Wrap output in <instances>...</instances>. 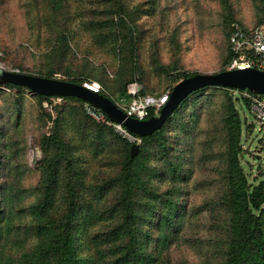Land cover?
Returning a JSON list of instances; mask_svg holds the SVG:
<instances>
[{"label":"trees","instance_id":"trees-1","mask_svg":"<svg viewBox=\"0 0 264 264\" xmlns=\"http://www.w3.org/2000/svg\"><path fill=\"white\" fill-rule=\"evenodd\" d=\"M104 1V9H101L104 15L94 17L86 25L107 41L122 60L115 72L116 97L110 95L114 87L94 74H69L63 79L81 85L85 80L96 78L101 83L99 93L119 103L128 97L127 85L136 76L139 78L136 16L140 9H130L122 0ZM68 2L48 0L53 14L68 10ZM98 13L97 9L92 11L95 16ZM233 20V11L225 2L223 24L227 48L220 70L226 69L230 62L229 34ZM263 20L264 9L261 14L257 13L256 24ZM64 30L52 43L46 58L54 60L56 57V61H62L71 51L70 31ZM162 69L170 74L168 67ZM55 70L48 68L36 75L54 78ZM171 74L169 77L175 83L195 72L173 71ZM5 85L17 90L24 88ZM210 91H220L222 100L210 112L216 118H212L213 125L202 127V113L214 104L210 100L202 103L200 99L206 97L205 93L209 96ZM234 91L239 95L233 97ZM244 92L254 95L247 90L214 85L197 89L188 94L151 135L139 136L125 131L133 141L117 134L114 123L82 99L58 96L78 105H71L67 110L56 105L54 115L44 113L51 125L49 133H43L39 139L42 153L39 195L24 210L30 222L14 227L0 202V264H166L161 255L182 220L184 206L179 201L183 190L180 185L190 176L188 165L199 137L203 139L200 143L203 153L208 154L201 161L217 162L220 173L219 214L215 225L220 239L217 264H264V176L249 179L240 161L244 153L242 126L249 127V123L241 118L235 102L241 99L250 109V102L242 96ZM140 94L161 96L163 93H146L140 89ZM32 95L40 106L50 99ZM258 97L262 99L264 95ZM87 107L102 113L104 121H96ZM183 111L190 121L178 117ZM152 115L154 110L150 109L146 118ZM138 140L137 152L131 156V145ZM81 143L92 148L93 156L102 153L108 156L116 150L118 159L110 162L115 167L111 173L96 177L95 181L89 178L88 160L79 152ZM4 162L0 160L1 165ZM161 185L166 188L161 189ZM3 189L5 187L0 185V192ZM109 194L114 196L113 202ZM207 205L202 204L197 210L204 212ZM13 239L27 244L16 256L6 254Z\"/></svg>","mask_w":264,"mask_h":264},{"label":"rangeland","instance_id":"rangeland-1","mask_svg":"<svg viewBox=\"0 0 264 264\" xmlns=\"http://www.w3.org/2000/svg\"><path fill=\"white\" fill-rule=\"evenodd\" d=\"M122 2L130 9H140L136 16L139 31L136 64L140 73L137 74L139 78L136 76V81L131 83L136 82L146 93L168 91L177 83L169 77L173 71H220L227 48L223 24L225 2L233 11V22L245 26L255 25L257 13L261 14L264 9V0ZM104 3V0H69V14L65 12L68 11L66 8L63 13L53 14L48 0H0V66L33 75L53 68L56 69L54 78L59 79L69 74H94L114 87L112 94L108 92L115 98V72L122 60L107 41L86 25L94 17L104 15L101 10ZM96 9L99 13L95 16L92 11ZM66 28L70 31L71 51L62 61H56V57L54 60L46 58L52 43ZM166 67L170 69V74L162 69ZM92 79L101 84L100 80ZM209 93V96L205 93L206 97L200 99L202 103L210 100L214 104L202 113V127L213 125L212 118H216L210 112L222 100L220 91ZM232 95L237 96L234 92ZM235 104L241 118L249 123V127L242 126L241 147L244 153L240 158L241 165L249 179H258L264 176V123L260 124L255 119L241 99H237ZM56 105L67 110L69 106L77 107L78 104L49 99L40 106L28 89L17 90L0 84V160L5 161L0 164V185L5 187L0 192V202L14 227L30 222L24 210L39 195L42 158L39 139L43 133H49L51 125L44 113L54 115ZM178 117L190 121L184 111ZM113 128L117 134L127 138L122 130ZM202 140L198 138V147L194 143L192 161L188 165L190 176L180 185L183 190L179 201L184 210L175 237L162 252V261L166 264H217L219 261L220 239L215 225L219 214L220 173L217 162L201 161L204 155H208L201 149ZM79 147V152L88 160V177L93 181L96 177H106L115 168L110 162L118 159L116 150L108 156L105 153L93 156L88 144L81 143ZM160 188L165 189L166 186L161 185ZM109 200L114 201L112 194H109ZM205 203L208 205L204 212L197 210ZM10 241L12 244L6 249V254L16 256L27 246L15 239Z\"/></svg>","mask_w":264,"mask_h":264},{"label":"water","instance_id":"water-1","mask_svg":"<svg viewBox=\"0 0 264 264\" xmlns=\"http://www.w3.org/2000/svg\"><path fill=\"white\" fill-rule=\"evenodd\" d=\"M0 84H11L28 89L31 94L40 96H73L102 111L107 118L126 131L139 136L151 135L159 129L180 102L191 92L204 86H221L239 91L247 90L256 95H264V70L253 67L224 69L210 73H195L179 80L169 93L166 102L157 115L146 119L128 116L109 98L92 92L80 84L59 78H48L33 74L6 70L0 66ZM138 144L133 143L130 155L137 152Z\"/></svg>","mask_w":264,"mask_h":264},{"label":"built area","instance_id":"built-area-1","mask_svg":"<svg viewBox=\"0 0 264 264\" xmlns=\"http://www.w3.org/2000/svg\"><path fill=\"white\" fill-rule=\"evenodd\" d=\"M229 34V48L231 58L227 69L253 67L264 70V20L256 25L245 26L239 22H232L230 25ZM86 89L99 93L101 86L95 81H83L81 84ZM239 95L238 91H234ZM128 97L116 103L128 116L137 119H146L149 110H154V115H157L160 108L164 105L169 95V90L161 96H154L150 94H140V86L134 82L127 86ZM242 96L246 97L250 102V111L253 113L255 119L260 123H264V97L260 99L258 95H251L244 92ZM61 100V97L51 96L50 100ZM88 104V103H87ZM89 105V104H88ZM91 106V105H90ZM93 107V106H91ZM95 108V107H93ZM97 109V108H95ZM99 110V109H97ZM100 111V110H99ZM87 112L96 120L104 121V115L87 107ZM102 112V111H101ZM131 141L134 139L130 137L122 129V126L114 124Z\"/></svg>","mask_w":264,"mask_h":264}]
</instances>
